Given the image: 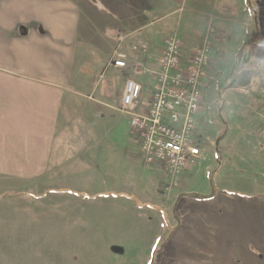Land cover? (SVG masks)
<instances>
[{
    "label": "rangeland",
    "instance_id": "374dc122",
    "mask_svg": "<svg viewBox=\"0 0 264 264\" xmlns=\"http://www.w3.org/2000/svg\"><path fill=\"white\" fill-rule=\"evenodd\" d=\"M244 1L211 5L222 13L213 16L240 11L233 46L219 35L214 17L201 16L195 31L202 34L209 23L214 28L194 132L203 159L170 189L164 172L143 167L138 137L116 109L123 74L108 64L104 69L106 47L79 48L74 76L93 75L75 96L71 146L59 149L53 174L0 176V264H264V151L256 158L259 172L247 163L253 146L247 136H260L264 145V98L252 93L264 89V74L238 55L252 29ZM249 1L255 8L264 2ZM184 12L145 32L155 31L162 42L192 15L189 6ZM190 39L183 42L186 51L197 44ZM220 41L224 47L216 46ZM140 82L150 84L148 78ZM148 96L144 91L143 103Z\"/></svg>",
    "mask_w": 264,
    "mask_h": 264
},
{
    "label": "crops",
    "instance_id": "0c3cea01",
    "mask_svg": "<svg viewBox=\"0 0 264 264\" xmlns=\"http://www.w3.org/2000/svg\"><path fill=\"white\" fill-rule=\"evenodd\" d=\"M212 3L215 7L218 4L223 7V0H0V176L30 180L38 175L53 174L59 149L71 146L73 138L68 135L77 125L74 122L78 110L75 96L86 91L82 89L88 83V76L93 75L79 72L77 77L74 76L80 47L101 44L106 47L110 58L108 56L104 69L108 64L109 69L123 74L122 95L124 80L130 73L110 65L118 37H123L118 46L120 51L128 59L147 62V66L152 65L173 34L181 40L184 56H188L206 37L209 28L214 31L209 23L202 34L195 32L201 29L198 25L202 24L203 15L210 20L214 17L221 26L217 30L219 35L232 39L225 44H235L238 36L235 24L240 11L232 7L226 17L213 16L222 13L219 9L216 11ZM244 4L243 11H247L252 29L247 28L249 37L242 43L238 55L252 61L253 70L262 68L264 74V2L256 8L250 1L248 6L247 0ZM187 6L192 15L186 16L183 22L181 20L162 42L155 31L145 32L157 22L169 21L179 13H185ZM191 19L199 23L189 27L187 22ZM190 33H193V41ZM188 39L197 44L186 51L183 42ZM141 45L146 46V52L132 51V47ZM216 46L225 45L220 41ZM86 65L95 68L91 62ZM256 92L253 87L252 93L264 98V89ZM83 97L91 99L90 95ZM87 106L85 103L80 107L86 112ZM64 108L67 109L66 116ZM247 138L253 141L252 156L249 157L253 163L249 160L247 163L259 172L260 164H256V158L264 151V145L260 136L250 134Z\"/></svg>",
    "mask_w": 264,
    "mask_h": 264
},
{
    "label": "built area",
    "instance_id": "2783aa9c",
    "mask_svg": "<svg viewBox=\"0 0 264 264\" xmlns=\"http://www.w3.org/2000/svg\"><path fill=\"white\" fill-rule=\"evenodd\" d=\"M206 37L188 56L176 34L170 36L151 66L123 54L118 37L110 65L127 71L117 110L128 117L132 132L138 137L143 167L166 174L170 189L179 184L187 170L198 167L203 159L194 137L197 115L203 104L207 72L212 61V46ZM146 46H134L133 52H146ZM148 99L142 102L143 83Z\"/></svg>",
    "mask_w": 264,
    "mask_h": 264
}]
</instances>
